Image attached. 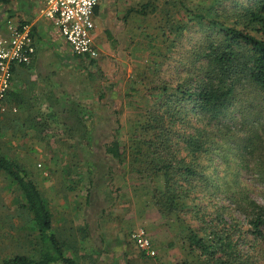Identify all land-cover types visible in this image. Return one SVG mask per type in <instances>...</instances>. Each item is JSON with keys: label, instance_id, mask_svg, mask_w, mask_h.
<instances>
[{"label": "rangeland", "instance_id": "374dc122", "mask_svg": "<svg viewBox=\"0 0 264 264\" xmlns=\"http://www.w3.org/2000/svg\"><path fill=\"white\" fill-rule=\"evenodd\" d=\"M99 2L94 14L100 23L94 39L99 57L94 64L77 57L66 65L59 62L73 74L48 77L50 89L60 97L54 99L50 114L40 110L34 122L26 118L11 125L1 120V114V153L19 164L37 186L52 213L54 233L66 240V255L78 264H201L206 257L198 250L190 252L179 226L162 218L153 205L152 192L161 188L162 180L138 179L129 166L119 167L104 154L103 143L116 134L121 147L127 148L137 135V123L144 121L147 89L161 82L174 84L185 74L188 55L202 39L192 15L209 7L211 0ZM5 16L0 8V35ZM49 29L65 42L56 28ZM54 43L70 50L66 42ZM146 43L163 47L162 55L157 56L161 50L156 46L149 52ZM155 60L157 69L151 75L147 67ZM241 177L251 199L264 206V187L256 176L249 171ZM23 205L15 183L0 171V264L15 256L38 255V228ZM234 216L248 227L242 214ZM139 229L148 235L154 257L135 246L132 235Z\"/></svg>", "mask_w": 264, "mask_h": 264}, {"label": "trees", "instance_id": "16d2710c", "mask_svg": "<svg viewBox=\"0 0 264 264\" xmlns=\"http://www.w3.org/2000/svg\"><path fill=\"white\" fill-rule=\"evenodd\" d=\"M8 3L0 0V6ZM192 16L202 39L188 55L187 71L174 84L147 89L149 106L137 135L126 148L113 134L103 143L104 154L138 179L162 180L153 205L179 226L190 252L206 257L202 262L264 264V206L251 199L241 177L250 171L264 187V0H211ZM156 48L161 56L164 48ZM148 68L153 75L156 60ZM0 171L15 183L39 237L36 258L15 256L2 264H78L54 233L37 186L1 150ZM112 178L109 170L111 185Z\"/></svg>", "mask_w": 264, "mask_h": 264}, {"label": "crops", "instance_id": "0c3cea01", "mask_svg": "<svg viewBox=\"0 0 264 264\" xmlns=\"http://www.w3.org/2000/svg\"><path fill=\"white\" fill-rule=\"evenodd\" d=\"M40 5V0H37V4L35 3V0H9L8 4L0 6L2 11L6 13L3 27L4 32L2 35H0V37L7 36V27L10 23H30L36 49L30 65L20 67L17 66L12 70V81L4 99L5 112L2 113V115L4 114V117L2 116L1 119L8 125L20 124L26 118H29L31 122H34L33 119L36 117V115L38 116V112L40 110L44 112L41 114H50L52 108H54L56 105L54 99L60 97L55 93L54 90L50 89L48 77L55 79L58 76L65 77L69 74L70 76L73 74L72 69L66 68L65 66L62 67L59 62H62L64 65H66L67 60L69 61L75 56L71 53V50L67 51L62 45L57 47L56 43H54V40L58 39L60 42H65L59 37H54L55 35L53 33L51 34L49 28L56 27L39 15L38 11ZM98 12L100 14V9ZM13 14L15 15L14 17H12ZM98 25L96 23L97 28L100 27V23ZM46 26L49 27L47 28ZM40 37H42L44 40H41ZM99 37L100 35H97V38ZM38 38L40 41L45 42L40 43ZM98 44L100 46V41H98ZM96 47H98V45ZM48 49H50L52 52H50ZM98 51L100 55V48ZM82 60L85 61L88 59ZM91 61L92 60H88L90 63ZM55 65L59 66L55 67ZM95 65H97L96 62ZM98 66H100L99 62ZM69 87L72 88V85L70 84ZM53 94H55L54 97ZM152 234L154 233L151 232V235Z\"/></svg>", "mask_w": 264, "mask_h": 264}, {"label": "built area", "instance_id": "2783aa9c", "mask_svg": "<svg viewBox=\"0 0 264 264\" xmlns=\"http://www.w3.org/2000/svg\"><path fill=\"white\" fill-rule=\"evenodd\" d=\"M39 15L55 26L78 58L96 60L95 9L99 0H40ZM36 52L30 23L12 24L7 36L0 37V115L5 112L4 99L12 81L14 67L28 66ZM135 246L146 256L156 252L143 229L132 235Z\"/></svg>", "mask_w": 264, "mask_h": 264}]
</instances>
